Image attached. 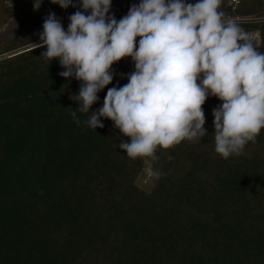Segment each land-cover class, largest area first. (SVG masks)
<instances>
[{
    "label": "trees",
    "instance_id": "1",
    "mask_svg": "<svg viewBox=\"0 0 264 264\" xmlns=\"http://www.w3.org/2000/svg\"><path fill=\"white\" fill-rule=\"evenodd\" d=\"M73 3L43 0L37 11L19 0L0 36V56L19 50L0 58V264H264V129L224 159L213 115L222 101L209 96L198 141L159 149L147 164L129 158L111 119L96 130L85 122L108 88L128 83L132 58L113 65L112 83L81 113L71 97L82 82L62 77L46 46L35 48L51 13L67 30L82 10ZM139 3L112 0L109 15L119 20ZM220 10L251 19L235 22L258 33L259 44L251 41L264 53V0H222Z\"/></svg>",
    "mask_w": 264,
    "mask_h": 264
},
{
    "label": "clouds",
    "instance_id": "2",
    "mask_svg": "<svg viewBox=\"0 0 264 264\" xmlns=\"http://www.w3.org/2000/svg\"><path fill=\"white\" fill-rule=\"evenodd\" d=\"M43 0H34L39 10ZM67 9L73 0H51ZM222 0H140L117 20L112 0H80L67 30L55 13L47 16L43 56L59 59V74L81 81L78 110L88 113L98 93L113 81V65L131 57L128 83L108 88L103 106L85 122L103 128L111 119L131 159L157 161L159 149L198 141L207 130L204 104L214 96L215 151L224 159L242 155L264 129V53L249 34L221 11ZM139 37L138 43L137 38ZM79 125L76 112L71 113ZM172 157L169 156V159ZM155 174H159L158 172Z\"/></svg>",
    "mask_w": 264,
    "mask_h": 264
},
{
    "label": "rangeland",
    "instance_id": "3",
    "mask_svg": "<svg viewBox=\"0 0 264 264\" xmlns=\"http://www.w3.org/2000/svg\"><path fill=\"white\" fill-rule=\"evenodd\" d=\"M19 6V0H0V36L9 30L13 21L16 19V10ZM264 17L260 18L263 19ZM251 40L255 44H259V36L257 32H251L250 34ZM33 45V44H32ZM31 46V45H30ZM19 50H15L9 53L4 54L1 57L8 56L12 53L18 52ZM145 177H142L141 182H145Z\"/></svg>",
    "mask_w": 264,
    "mask_h": 264
},
{
    "label": "bare ground",
    "instance_id": "4",
    "mask_svg": "<svg viewBox=\"0 0 264 264\" xmlns=\"http://www.w3.org/2000/svg\"><path fill=\"white\" fill-rule=\"evenodd\" d=\"M232 20H241V21H249V18H231Z\"/></svg>",
    "mask_w": 264,
    "mask_h": 264
},
{
    "label": "built area",
    "instance_id": "5",
    "mask_svg": "<svg viewBox=\"0 0 264 264\" xmlns=\"http://www.w3.org/2000/svg\"><path fill=\"white\" fill-rule=\"evenodd\" d=\"M234 21H241V20H234Z\"/></svg>",
    "mask_w": 264,
    "mask_h": 264
}]
</instances>
